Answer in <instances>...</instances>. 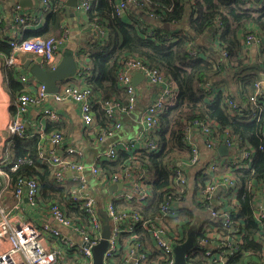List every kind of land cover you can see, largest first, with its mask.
<instances>
[{"label": "built area", "instance_id": "1", "mask_svg": "<svg viewBox=\"0 0 264 264\" xmlns=\"http://www.w3.org/2000/svg\"><path fill=\"white\" fill-rule=\"evenodd\" d=\"M41 1L44 5L45 1ZM117 1V11L122 12L124 0ZM90 2L91 0H77L75 11L84 19L91 6ZM10 16L11 27L32 29L39 27L44 14L28 13L20 5H16ZM92 30L96 36L98 28L93 27ZM66 33L65 31L62 38L36 37L21 42L11 41L10 46L17 54H31L34 58H40L42 68L49 67V70H54L63 57L61 52ZM99 34L103 35V32L100 31ZM19 35L20 33H13L10 38ZM248 40L251 43H260V40L253 36H249ZM3 64L5 68L20 67L17 55L5 58ZM18 73L22 82L32 86V77L20 71ZM136 73H141L152 85L159 86L153 100L133 117L137 128L136 135L111 143L105 151L99 152L89 165L83 160L80 151L64 144V136L58 130L49 133L46 144L41 141L38 147V163L49 168L54 187L65 186L70 189L68 199L76 215H68L65 206L56 202L41 204L39 183L33 178H19L14 187H11L4 168L12 172L26 161L23 158L13 161L1 152L0 176L6 179V184L0 186V264H92L91 252L102 240V230L106 222L110 229L106 239L107 248L103 254L104 264H174L173 247L186 241L190 232L189 225L195 226L194 229L189 227L195 231V246H205L202 255L207 264H223V256L232 255L238 249L242 233L236 228L238 222L230 219L225 204L229 198L225 195L234 188V180L231 176L217 179L211 177L221 165H227L230 173L233 169H248L254 149L250 148L241 155L246 163L238 162L237 158L231 155L212 160L207 167L200 169L199 176L203 181L191 184L190 172L196 169L200 160L199 146L193 133L195 130L202 134L203 144L208 150L216 151L217 144L224 145L229 150L239 149V143L227 133L221 137L210 134L209 124L194 121L185 126V156L175 159L174 166H169V186L164 190L158 213L155 216L142 214L153 195V173L138 160L136 152H133H157L151 133L159 130L160 116L164 108L171 105L176 90L156 70H150L136 57L128 58L122 63L117 76V82L124 88L128 104H124L119 97L107 100L97 98L80 84H61L56 93L48 94L44 85L39 83L35 92L18 97L17 118L6 127L8 137L17 135L29 139L40 136L43 140V127L33 129V132L29 133L22 117L29 106L50 97L55 102L66 100L77 104L82 125L92 145L98 147L121 131V116L129 114L136 104V88L132 83V77ZM256 87L254 95L250 98L252 105L257 103L261 94L259 87L262 89L264 85L260 81ZM94 105L102 108L108 121L107 126L96 124ZM229 107L232 113H241V110H235L236 105L231 102ZM259 114L260 112H257L253 116ZM39 117L51 122H59L61 119L56 111L48 108H43ZM46 145L52 148L48 149ZM262 148L263 146L260 147ZM57 150H61V153ZM120 150L129 153L130 160H127L119 171L100 175L98 162L116 161ZM90 183H96L98 187L95 188ZM118 184H121L120 188L111 192L108 190L110 186ZM262 184L261 193L264 197V178ZM221 190L223 193H220ZM3 200L4 204L1 205ZM260 204L262 208L255 211L254 218L260 225L258 241L262 250L260 260L254 264H264L262 200L256 207ZM187 208L193 211L196 221L185 211ZM14 211H21L28 219L23 220L20 215L14 214ZM217 221L221 226L211 224ZM212 238L224 242L225 251L215 253L212 249H207L208 239ZM194 247L186 256L187 264L193 261L191 255Z\"/></svg>", "mask_w": 264, "mask_h": 264}, {"label": "trees", "instance_id": "2", "mask_svg": "<svg viewBox=\"0 0 264 264\" xmlns=\"http://www.w3.org/2000/svg\"><path fill=\"white\" fill-rule=\"evenodd\" d=\"M44 1L43 26L21 30V38H10V26L4 18L7 15L5 11L0 12V54L5 57L17 55L10 46L11 41L59 38L64 34V0ZM90 3L84 25L96 27L98 31L95 39L87 40L76 51L74 57L79 71L63 84H77L76 80L81 78L82 84H79L93 96L103 100L119 97L128 104L117 76L122 63L136 57L150 70H156L176 90L171 105L166 106L160 116L159 130L151 133L157 152H133L153 173V195L142 214L155 216L158 213L164 190L169 186V166H174L175 159L185 156V126L194 121L209 124L213 136L221 137L227 133L239 143V149L231 155H236L238 162L246 163L238 156L254 149L249 168L233 169L230 173L234 188L225 195L229 197L225 204L230 219L238 222L236 228L242 236L234 254L223 256V264L256 263L262 250L258 241L260 225L254 213L262 208L261 204L259 207L256 204L263 198L264 88L259 87L261 94L255 105L250 98L264 69V0H124L122 12L117 11V0H91ZM249 36L258 38L260 43L249 42ZM4 73L7 86L13 92L26 94L10 69H4ZM230 102L236 105L235 110H241L240 114L231 112ZM257 112L260 114L253 116ZM94 113L96 124L107 126L108 121L99 105H94ZM56 130L60 131L58 125L49 124L44 133ZM41 141L40 136L23 139L10 135L7 138L1 148L3 155L13 161L19 158L26 161L12 172L4 168L8 182L14 187L19 178H33L39 183L41 204L56 202L65 206L68 215H76L68 199L70 189L54 187L49 168L38 163L37 150ZM214 153L217 154V150ZM128 158L129 153L120 150L116 161L98 162L100 175L119 171L130 160ZM197 181L203 179L198 175L193 184ZM185 211L196 221L190 208ZM262 213L264 221V211ZM211 224L221 226L218 221ZM189 227L195 228L189 225L188 230ZM208 241L207 249L215 253L225 251L221 240L212 238ZM192 251L191 264H207L202 255L205 246H195Z\"/></svg>", "mask_w": 264, "mask_h": 264}, {"label": "crops", "instance_id": "3", "mask_svg": "<svg viewBox=\"0 0 264 264\" xmlns=\"http://www.w3.org/2000/svg\"><path fill=\"white\" fill-rule=\"evenodd\" d=\"M18 1L19 0H1L0 7H1V11L3 12L5 11L7 15V16H4V18L7 19V23L10 26L8 30V35L10 36L13 33H20L19 38H21L22 37L21 30H29L30 27L26 29H15L11 27L10 14L13 8L16 5H19ZM66 3H67V0H64V5H63L64 9H63L62 14H63V24L65 26L64 30L67 33H66V38L64 41L63 52H61V57L69 52H71L75 56L76 51L81 47V45H83L87 40L95 39L96 37L93 35L92 28L86 27L84 25L85 23L84 17L77 14L75 11V8L72 9L75 14V18L70 19L67 16L66 10H68V7L66 6ZM42 8H43V4L41 0H32L31 5L23 9L24 11L28 13L37 14L39 12L42 13L41 12ZM44 19L45 18L43 17L41 21L42 23L39 25V28L43 26ZM75 26L77 27V30L75 29ZM34 29H37V28H34ZM62 37H63V34L59 38H62ZM252 48L253 47L249 48V53L251 52ZM24 56L26 57L28 55L21 54V53L17 54V57L20 62V67L14 69V68H5L3 61L7 57L0 54V148L3 147L4 142L8 138V134L6 131L7 125L17 118V107H16L17 99L19 96L22 95V94L21 95L17 94V92H13L7 86L4 69L5 70L10 69V71L13 72L15 80L18 83H20L22 86L23 93L35 92V88L40 83L34 79L33 84L31 86V85L25 84L24 82L20 80V74L18 73L19 71L29 76V74L23 69V65L21 62L22 57ZM76 83L82 84V79L80 78L79 80H76ZM135 87H136L135 91H136L137 102L129 114L121 116V122H122L121 131L117 135H115L113 138L108 139L103 144L99 145L98 147L92 145V141H90V138L88 137L86 130L84 129L82 125L79 108L77 104L71 101L64 100L62 102H55L52 98L48 97L44 99L43 101L39 102L38 104H33L32 106H29L27 112L22 117V121L25 124L26 129L29 133H32L33 129H38V128L42 129V127H43V130H45L46 126L49 124H53L54 126L58 125L60 132L64 136V142H65L64 144L75 148L77 151H80L82 153L83 160L85 161V163L88 164L92 162L94 157L99 152L105 151L111 143L116 142L118 140H122L123 138L133 137L134 135L137 134V129L133 121V117L136 114H139L140 112H142L145 109V107L149 104V102L153 100L156 93L159 91V86L150 85L147 83L146 79L143 78V79H139V81L136 82ZM43 108H48L50 110L56 111L61 117L60 121L54 122V123H48L51 121H45L43 119H40L39 114ZM197 131L198 130H195L194 132L196 133L194 138L196 139L197 144L199 146L200 160H199V164L196 167V169L190 172V183L191 184L193 183L194 179L199 175L200 169L202 167H207L210 164V162L214 159H222L220 158L221 156L219 155L218 151H217V154H215L212 150L206 149L205 145L203 144L204 138L202 134ZM48 134L46 132L43 133L44 135L43 143L45 144L47 141L46 137H48ZM221 136H223V134ZM220 145L221 144H217L216 149H218ZM46 146L48 149L51 148L50 145H46ZM233 151L234 149L229 150L227 148V152H226L227 156H224V157L226 158L229 157L230 155L233 154ZM237 153L240 154L239 152ZM0 156H1V149H0ZM238 157L241 158V154ZM224 176H231L227 165L225 166L221 165L219 169L214 174H212L211 179L222 178ZM5 184H6V179L0 176V186H4ZM222 191L223 190H221L220 193H223ZM8 195L10 196V193ZM6 200L7 199H5V201ZM261 200L262 202H264V197L263 198L261 197ZM21 218L23 220L28 219L26 215Z\"/></svg>", "mask_w": 264, "mask_h": 264}, {"label": "water", "instance_id": "4", "mask_svg": "<svg viewBox=\"0 0 264 264\" xmlns=\"http://www.w3.org/2000/svg\"><path fill=\"white\" fill-rule=\"evenodd\" d=\"M19 5L23 8H27L31 5L32 0H19ZM66 6L68 7L67 16L70 19L75 18V14L73 12V8L77 6V0H67ZM141 15V14H139ZM169 28V27H168ZM177 28H180L178 25ZM77 30V27L75 26ZM93 35L95 36V32L93 31ZM28 56L22 57V65L23 69L29 74L30 77L37 80L41 84L44 85L45 91L48 94L56 93L59 89V86L65 83L67 80L72 79L76 76L79 71L78 64L75 60L74 55L69 52L65 54L60 62L57 64L54 70H46L41 67L40 58H33L31 54H26ZM144 76L141 73H136L132 77V83L135 86L136 82L139 79H143ZM260 80L264 85V69L260 75ZM52 148V146H51ZM220 156L224 157L227 156L226 152L227 149L224 145H220L217 149ZM58 153H61L60 150H57ZM70 175V174H68ZM121 187V184L113 185L108 188V190L114 191ZM264 205V202H263ZM109 229L110 226L106 222L103 226L102 230V240L99 244L92 249V264H104L103 263V254L107 248V238L109 237ZM196 245V236L195 231L191 230L188 233V237L186 241L180 245H175L173 247V254H174V264H187L186 256L189 250Z\"/></svg>", "mask_w": 264, "mask_h": 264}, {"label": "rangeland", "instance_id": "5", "mask_svg": "<svg viewBox=\"0 0 264 264\" xmlns=\"http://www.w3.org/2000/svg\"><path fill=\"white\" fill-rule=\"evenodd\" d=\"M135 123V122H134ZM135 126H136V124H135ZM137 129V128H136ZM90 163H88V165H89ZM90 185L91 186H93V187H98V185L96 184V183H90ZM4 204V200L1 202V205H3ZM14 214H17V215H20L21 217H23V214H22V212L21 211H14L13 212Z\"/></svg>", "mask_w": 264, "mask_h": 264}, {"label": "flooded vegetation", "instance_id": "6", "mask_svg": "<svg viewBox=\"0 0 264 264\" xmlns=\"http://www.w3.org/2000/svg\"><path fill=\"white\" fill-rule=\"evenodd\" d=\"M192 229L189 228V231H191Z\"/></svg>", "mask_w": 264, "mask_h": 264}]
</instances>
